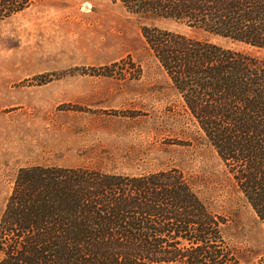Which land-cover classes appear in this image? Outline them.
<instances>
[{"label":"trees","instance_id":"1","mask_svg":"<svg viewBox=\"0 0 264 264\" xmlns=\"http://www.w3.org/2000/svg\"><path fill=\"white\" fill-rule=\"evenodd\" d=\"M32 1L0 0V23ZM114 1L204 36L141 28L205 144L264 226V0ZM225 229L226 219L177 167L32 165L16 172L0 215V264H240Z\"/></svg>","mask_w":264,"mask_h":264},{"label":"rangeland","instance_id":"2","mask_svg":"<svg viewBox=\"0 0 264 264\" xmlns=\"http://www.w3.org/2000/svg\"><path fill=\"white\" fill-rule=\"evenodd\" d=\"M143 25L204 37L114 0H33L0 23V215L21 167H177L226 219L240 264H264L263 224L147 49Z\"/></svg>","mask_w":264,"mask_h":264}]
</instances>
